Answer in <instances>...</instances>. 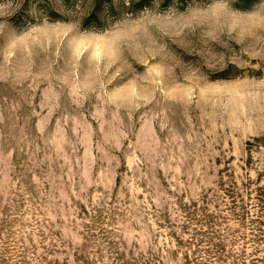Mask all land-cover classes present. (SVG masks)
<instances>
[{
	"label": "rangeland",
	"instance_id": "rangeland-1",
	"mask_svg": "<svg viewBox=\"0 0 264 264\" xmlns=\"http://www.w3.org/2000/svg\"><path fill=\"white\" fill-rule=\"evenodd\" d=\"M261 195L264 0H0V264H264Z\"/></svg>",
	"mask_w": 264,
	"mask_h": 264
},
{
	"label": "trees",
	"instance_id": "trees-1",
	"mask_svg": "<svg viewBox=\"0 0 264 264\" xmlns=\"http://www.w3.org/2000/svg\"><path fill=\"white\" fill-rule=\"evenodd\" d=\"M263 196L264 195H261L260 198H259L262 203L264 202V197ZM258 229H260V228H258ZM260 231L263 232V230H261V229H260ZM229 234H230V232H229V230H227L226 234L222 235L224 237H222V236H218V237L217 236L216 237L213 236V237H211V240H209V247H208L207 251L210 252L209 255L213 254V257H216L221 262H224V261L226 262V260L229 259V256H231L230 258H232V259L234 257V259H236V260H233V263H235V261L238 262V258H235V254H231L230 255L229 250L226 248L227 245H226V242H225L226 241L225 237L228 236ZM258 236H259V233H258ZM234 239H236V237L233 238L232 242H235ZM225 262H224V264H225ZM257 262L264 263V258H262V259L257 258Z\"/></svg>",
	"mask_w": 264,
	"mask_h": 264
},
{
	"label": "snow or ice",
	"instance_id": "snow-or-ice-1",
	"mask_svg": "<svg viewBox=\"0 0 264 264\" xmlns=\"http://www.w3.org/2000/svg\"><path fill=\"white\" fill-rule=\"evenodd\" d=\"M85 2H87V0H85ZM188 2L194 3V2H196V0H188ZM108 3H110V4L113 3V0H108ZM121 3H123V0H121ZM200 3L206 5L208 3H211V0H200ZM228 51H229V55H231V51L230 50H228Z\"/></svg>",
	"mask_w": 264,
	"mask_h": 264
}]
</instances>
